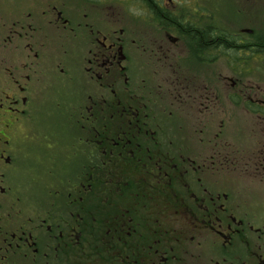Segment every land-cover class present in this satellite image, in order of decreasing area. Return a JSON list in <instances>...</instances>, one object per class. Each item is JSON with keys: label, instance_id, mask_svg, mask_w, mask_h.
Here are the masks:
<instances>
[{"label": "flooded vegetation", "instance_id": "obj_1", "mask_svg": "<svg viewBox=\"0 0 264 264\" xmlns=\"http://www.w3.org/2000/svg\"><path fill=\"white\" fill-rule=\"evenodd\" d=\"M12 4L0 0V264H264V76L208 72L221 53L264 68V0ZM44 104L68 138L40 133L54 149L41 157L63 148L73 183L21 189Z\"/></svg>", "mask_w": 264, "mask_h": 264}, {"label": "rangeland", "instance_id": "obj_2", "mask_svg": "<svg viewBox=\"0 0 264 264\" xmlns=\"http://www.w3.org/2000/svg\"><path fill=\"white\" fill-rule=\"evenodd\" d=\"M33 1V0H32ZM28 4H30V0H13V6L16 7L18 10H22L27 8ZM130 8V13H132ZM68 12L65 16L66 19H68ZM235 19V18H234ZM111 22L116 24L115 20H109V23ZM231 22H236V25H231L232 27L238 28L240 26V21L231 20ZM240 23V24H239ZM232 57L228 58L226 57L225 53H221L220 55V61L217 63L218 65H214L213 67H209L211 71L208 72H217V74L220 72L221 75H242V76H264V68H258L260 66V62L257 63L255 61L252 62L251 65H242L240 67H236L235 69H229L227 65V60L231 59L234 62H237L239 59V53H231ZM251 69V71L247 72ZM239 73H238V72ZM206 72V74L208 73ZM38 117V123L40 124V131L36 130V132L39 133H33L36 135H32L30 132L29 136L26 138V146L28 148V151L30 152V157L28 158V161L26 164L22 165V168H20L19 173L15 176V183L20 186L21 189L26 188H33V189H44L48 188L50 186L58 187V184H63L64 187H68L69 183H73L72 177L69 176V172H71L72 169H75L77 164H69L66 162L63 158L64 150L63 148H59L55 151L56 154H59V158L57 159V163H53V161H49V158H42L41 153L44 151L49 152L52 149H47L44 146H41L39 143V140H43V136L41 134L48 135V138L53 139L54 141L57 139H67V131L62 128L63 127V114H54L49 118V122L47 120V113L46 111L52 110L53 106L51 104L43 105L40 107ZM47 123L49 129L44 130L41 128V124L44 125ZM61 127H60V126ZM41 133V134H40ZM44 143V142H43ZM45 144V143H44ZM46 145V144H45ZM54 150V149H53ZM52 150V151H53ZM70 166L72 168H70ZM57 185V186H56Z\"/></svg>", "mask_w": 264, "mask_h": 264}]
</instances>
